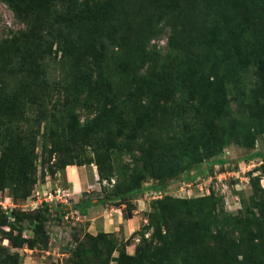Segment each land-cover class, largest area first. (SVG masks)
Listing matches in <instances>:
<instances>
[{
	"label": "trees",
	"instance_id": "1",
	"mask_svg": "<svg viewBox=\"0 0 264 264\" xmlns=\"http://www.w3.org/2000/svg\"><path fill=\"white\" fill-rule=\"evenodd\" d=\"M1 2L23 29L0 42V190L13 186L21 200L30 194L38 141L41 167L53 161L50 173L93 164L105 175L101 187L129 200L146 181L162 191L182 172L222 164L216 157L231 142L253 150L255 131L264 129V0ZM149 3L161 5L156 14H146ZM170 14L178 20L167 41L173 61L159 66L145 45ZM251 183L255 190L257 180ZM100 204L82 198L75 207L83 214ZM253 208L258 215L227 214L212 193L156 199L142 227L150 239L134 250L137 263L264 264V201ZM8 214H0V228L15 233L5 238L14 248L31 249L39 234L47 239L46 203L28 214L30 239L20 236L24 214ZM73 258L87 264L81 250ZM17 261L0 248V264Z\"/></svg>",
	"mask_w": 264,
	"mask_h": 264
},
{
	"label": "rangeland",
	"instance_id": "2",
	"mask_svg": "<svg viewBox=\"0 0 264 264\" xmlns=\"http://www.w3.org/2000/svg\"><path fill=\"white\" fill-rule=\"evenodd\" d=\"M112 4L114 7H118L115 2ZM160 6L149 3L146 5L145 12L148 15L156 14V7ZM229 6L231 12H235L238 7L234 1L229 2ZM184 10L187 13L188 10L185 5ZM164 20L157 25L158 29L161 28V33L150 37L145 45L146 50L150 54H157L159 66L173 61L172 53L170 56L172 60L169 58L170 53L167 48V41L171 34V24L174 21H178L171 14L166 16ZM22 29V23L14 19L10 10L0 0V42L9 39ZM54 49L55 47L53 46L52 50ZM2 58H0V63L4 64L1 61ZM228 94L229 98L233 96L231 91ZM230 108L237 112L240 110L238 104L233 101H230ZM255 122L254 120L253 124ZM255 132L253 150L258 148L264 152V129ZM251 151L242 149L234 142H231L216 157L217 160L223 162L222 164L213 166L202 164L200 167L201 171L192 170L188 174L182 172L179 174L178 179L169 182L168 186L162 191L165 192V196L172 198L192 199L196 196H203L207 189L208 194L212 193L221 199L222 208L227 214L239 216L246 214V212H251L254 215H258L253 205L264 201V192L257 189L264 190V175L260 171L261 164L264 163V155L252 158L248 156ZM39 152L38 141L36 147L37 160L35 161L36 180L32 186V191L21 200L12 196L13 186L8 185V187L1 189L0 214L9 215L10 210L22 212L24 215L21 216L22 220L19 224L23 226L24 230L20 236L24 239H30L33 237L31 231L33 222L28 214L46 200L49 206V217L43 225L42 232L47 239L42 241V236L39 234L31 249H28L25 244L20 248H14L12 243L5 238L13 237L15 233H11L9 236L6 228H0V248L4 254L6 252L10 256L17 255V264H72L74 260L73 252L78 249L81 250V255H83L87 264H138L137 262H141L134 255V250L142 244V239L145 241L150 239V229L142 231V227L148 224L146 214L150 211V203L156 200L152 199L151 182L142 183L143 191L133 196L132 199L129 200L126 197L119 199L115 196V193L118 192L116 188L106 185L105 188L101 187L99 180L104 178L105 175L99 178L96 167L93 164L81 166L83 175L88 183L86 198L90 199V201L95 199L102 200V204L93 205L99 207L98 215L100 217L95 214L94 218L96 221L102 218L109 221L114 209H120L124 220L130 217L134 211L142 218L139 221L138 228L133 232L136 234L130 237L131 233L127 239L122 237L120 231L105 228L88 231V222L85 219L86 211L80 214L75 207L79 203L80 198L77 202L74 201L70 191H68L67 181L65 180V170H67L68 166L64 169H55L54 173H50L47 167L53 161L50 160V162L45 163L41 167ZM86 154L88 153L86 152ZM240 161H244V164ZM127 162L128 158L123 156L121 163ZM111 177L115 184L120 181L116 174ZM254 179L257 180V188L255 190L252 189L251 183ZM188 181L191 182V187L185 188V182ZM144 188L146 189L144 190ZM57 190H59V193H56ZM4 197L10 198L14 207L10 204L8 205L7 201L3 200ZM30 200H34L35 203L30 205ZM56 205L59 207L53 208ZM132 255V259L127 258V256Z\"/></svg>",
	"mask_w": 264,
	"mask_h": 264
},
{
	"label": "crops",
	"instance_id": "3",
	"mask_svg": "<svg viewBox=\"0 0 264 264\" xmlns=\"http://www.w3.org/2000/svg\"><path fill=\"white\" fill-rule=\"evenodd\" d=\"M250 153L264 154V152L259 150L258 148H256V150H252ZM240 162L244 164V161H240ZM66 169L67 170H65V180L67 181L68 191H70L72 199H74V201L77 202L79 198L82 199V194H83V198H86V193H88V191L86 190V187L88 183L86 181V178L83 175V172L81 170L82 168L81 167H67ZM145 189L146 188H144V190ZM3 200L5 202L7 201L6 203H8V205L10 204L14 207L12 200L10 198L4 197ZM138 201H141V200H138ZM91 202H95V200L94 201L92 200ZM29 203L30 205H32L35 203V201L30 200ZM98 208H99L98 206H91L86 209L85 219H87V222H88V231H93L95 229L98 230L99 228L100 229L101 228L110 229V230L118 231V232L120 231L122 237L124 239H127L129 235L138 228L140 219L142 220V218L136 211H134L130 217L124 220L120 209H114V211H112L114 215L113 214L111 215L109 221H106L104 218L96 221L94 216L95 214L98 215L99 213Z\"/></svg>",
	"mask_w": 264,
	"mask_h": 264
},
{
	"label": "built area",
	"instance_id": "4",
	"mask_svg": "<svg viewBox=\"0 0 264 264\" xmlns=\"http://www.w3.org/2000/svg\"><path fill=\"white\" fill-rule=\"evenodd\" d=\"M104 183V182H103ZM113 183V181L111 180L110 181V184H112ZM186 184H185V188H189V187H191V182L190 181H188V182H185ZM152 191V194H153V197H152V199H160V198H162L163 196H165L166 194H165V192L164 191H161V190H151ZM56 193H59V190H57L56 191ZM208 194V190L206 189V191H205V194L204 195H207ZM44 203H46L47 204V201L46 200H44L43 201ZM4 207V206H3ZM11 220V219H10Z\"/></svg>",
	"mask_w": 264,
	"mask_h": 264
}]
</instances>
